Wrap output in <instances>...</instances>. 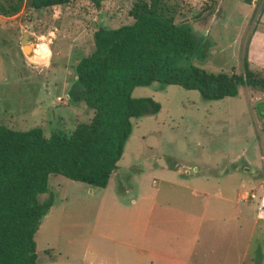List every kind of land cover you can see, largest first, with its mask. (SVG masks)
<instances>
[{"label": "rangeland", "instance_id": "obj_1", "mask_svg": "<svg viewBox=\"0 0 264 264\" xmlns=\"http://www.w3.org/2000/svg\"><path fill=\"white\" fill-rule=\"evenodd\" d=\"M134 1L101 0L95 6L71 0L0 16V125L17 131L39 128L48 137L88 122L92 112L67 98L73 67L93 51L98 28L132 23L128 12ZM162 3L175 7L174 22L187 25L197 42L189 64L210 74H241L245 58L251 70L264 73V0ZM23 34L29 38L25 53ZM130 97L150 98L159 105L158 113L130 120L131 133L118 161L121 174L110 178L99 209L102 190L90 188L89 195L84 184L49 176L47 193L38 202L50 195L53 204L33 237L36 263L133 264L135 249L107 238L119 240L130 229L131 216L117 212L113 200L132 208L130 200L138 206L139 194L155 202L151 224L160 235L155 238L149 229L150 241L141 245L149 253L171 254L176 264H264V222L256 220L254 202L235 199L236 192H261L253 188L264 179V94L242 87L235 97L204 102L197 91L154 83L133 88ZM248 161L254 164L245 172ZM174 164L181 174L197 178L191 187L209 195L206 202L168 184L174 181L165 170L172 171ZM184 177L175 181L186 182ZM205 178L215 179L210 188ZM217 187L229 201L212 196ZM214 202L222 205L218 214L212 213ZM129 242L138 246L134 234ZM149 259L162 264L155 255Z\"/></svg>", "mask_w": 264, "mask_h": 264}, {"label": "trees", "instance_id": "obj_2", "mask_svg": "<svg viewBox=\"0 0 264 264\" xmlns=\"http://www.w3.org/2000/svg\"><path fill=\"white\" fill-rule=\"evenodd\" d=\"M71 0H1L0 16L22 7L33 10L65 6ZM95 6L101 0H89ZM174 8L162 0H135L132 23L98 28L93 51L73 67L68 92L92 112L70 133L11 130L0 125V264H37L33 237L53 204L47 193L51 175L104 189L131 133V119L154 116L159 105L150 98H131L136 87L157 83L197 91L204 102L237 95L246 87L264 94V73L243 59L241 74H210L189 64L197 49L189 27L174 22Z\"/></svg>", "mask_w": 264, "mask_h": 264}, {"label": "crops", "instance_id": "obj_3", "mask_svg": "<svg viewBox=\"0 0 264 264\" xmlns=\"http://www.w3.org/2000/svg\"><path fill=\"white\" fill-rule=\"evenodd\" d=\"M261 160H263V159H261ZM252 161H248L247 163L246 162L244 163V167H243L244 169L243 170L245 172L248 171L247 166H250L249 163L254 164ZM124 169H126V167H124ZM170 169H172V171H169L167 169L165 170V173L168 174V177L172 178V181H174V182H168V184L170 186L179 188V192L182 195H184L185 197L190 196L192 198H199L204 202H206L209 199V195L203 194L201 192L199 193L196 190H194L195 188L191 187V186H197L196 185V179L197 178H192L190 176H186L188 174H186V175L181 174L178 170V165H176V164L172 165V167ZM224 171L227 172V170H221V171H219V174H221ZM234 171H236V169H233V172ZM119 174H121V173H120V168L118 167V162H117L116 170L111 173L105 188L99 189V190H102L103 193H102L101 198L99 199V202H98V209L101 206V204L104 203L105 197L103 195H104L105 189L109 185L110 178L112 176L113 177L119 176ZM263 175H264V173H263ZM177 176H179L181 178H183L185 176L184 179L186 180V182H181L182 179L179 181H175V177H177ZM189 177H190V179H189ZM205 180H206L205 182L209 184L208 187L210 188V182H213V180H215V179L214 178H205ZM165 181H169V180H165ZM263 182H264V179L263 180L262 179L256 180L255 186L253 189L254 190L259 189V188L261 189V184ZM90 188H92V187H88V189H85L86 193L89 195H91L93 193V189H90ZM94 189H96V188H94ZM181 190H183V192ZM129 191L131 192V188L125 189L123 191V193L126 194ZM249 193L250 192H241V193L236 192L235 193V199H236L237 203L238 204H245V203L249 202L250 200H243V198ZM221 195H222V192H221V189L219 187H217L212 194V196L214 198H216V200H218L219 202L229 201L226 197H222ZM136 196H138L139 205L138 206L136 205V202H135L136 200L131 199L130 204L132 206H134L132 208H124L117 201L113 200V203H111V205L116 209L117 212H119L121 215H123L125 213V216H128V215L131 216V220L129 221L130 229L127 232H124L122 234V238H120L119 240H116L118 238H107V239H109L112 242H114V241L118 242L119 241L118 243L123 245V246H129L131 248H134L135 251L137 252V256L134 259L133 264H150L152 262L150 261L149 256H153V255H155L157 257V259L162 262V264H176L178 262V258L174 257L171 254L163 255L160 253H151V252L149 253L148 249H144L141 247V245L143 243L147 244V242L150 241L149 237H148L149 229L156 233L155 238L160 235V232H159L157 226H153L151 224V215L153 212V206L155 204L154 199H152V197H149V196L146 198L141 196L139 198V194ZM135 199H137V198H135ZM213 205L215 206L216 210H214L212 213H215V214L220 213V209H221L222 205L218 204V202H214ZM158 223H160L159 220H158ZM133 234H134L136 241H138V246L129 242L133 238ZM151 235L154 236L153 233ZM161 239H163V238H161ZM178 243L179 242H176L175 244H178ZM92 248L94 250H96L98 253V249L96 247L92 246Z\"/></svg>", "mask_w": 264, "mask_h": 264}, {"label": "built area", "instance_id": "obj_4", "mask_svg": "<svg viewBox=\"0 0 264 264\" xmlns=\"http://www.w3.org/2000/svg\"><path fill=\"white\" fill-rule=\"evenodd\" d=\"M60 101V98H57ZM260 194L254 193L247 194L243 200H250L255 203V218L264 222V182L261 184Z\"/></svg>", "mask_w": 264, "mask_h": 264}, {"label": "water", "instance_id": "obj_5", "mask_svg": "<svg viewBox=\"0 0 264 264\" xmlns=\"http://www.w3.org/2000/svg\"><path fill=\"white\" fill-rule=\"evenodd\" d=\"M20 44H21V51L22 53L26 52V49L29 47V38L27 36V34H23L20 40Z\"/></svg>", "mask_w": 264, "mask_h": 264}]
</instances>
